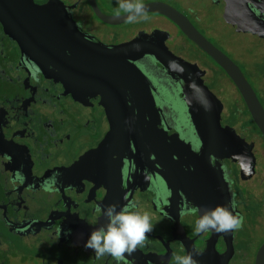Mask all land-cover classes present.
Listing matches in <instances>:
<instances>
[{
	"label": "flooded vegetation",
	"instance_id": "1",
	"mask_svg": "<svg viewBox=\"0 0 264 264\" xmlns=\"http://www.w3.org/2000/svg\"><path fill=\"white\" fill-rule=\"evenodd\" d=\"M150 2L167 4L164 0ZM62 3L76 23H85L89 18L105 26V32L98 34L103 44L114 46L124 41L118 28L122 25L112 27L99 22L89 6L82 11L83 0ZM174 9L231 59L215 45V32L210 23L203 22V15L194 17L183 9ZM172 26L174 32L167 30L163 43L174 57L193 66L203 87L211 93L219 83L221 69ZM88 29L91 30L89 26ZM154 30L157 29L142 33L149 35ZM140 33L132 31L127 41ZM149 41L145 36L142 44ZM39 57L33 48L11 39L0 23V264H116L109 256L97 260L93 251L84 246L91 230L105 223L96 211L105 204L131 206L134 212L147 213L153 225V231L146 234L145 246L131 256L125 254L120 264H176V256L189 253L196 264L255 263L264 243V188L259 183L261 179L254 180V192L258 194L241 184L240 155L249 145L253 150L258 148L264 159V137L256 132L240 99L232 113H219V164L225 184L219 179L210 181L223 186L215 192L203 190L200 196L198 191L194 206L184 190L171 185V181L168 187L159 179L157 172L164 167L165 172L170 166L157 163L153 155H141L139 147L111 118L108 108L100 105L101 95L89 90L80 79L69 84L67 74L58 77L45 71ZM235 65L255 94H264L260 65L254 60L243 69ZM137 66L149 81L158 113L168 114L179 135L197 147L199 140L193 133L185 102L179 97V87L148 58L138 61ZM173 69L187 92L195 94L197 90L191 91L192 83L185 70ZM189 70L192 74L193 69ZM261 97L264 105V96ZM195 110L199 113V104ZM229 201L236 205L234 214L243 217V226L229 235L212 231L197 234L201 210L215 209Z\"/></svg>",
	"mask_w": 264,
	"mask_h": 264
},
{
	"label": "water",
	"instance_id": "2",
	"mask_svg": "<svg viewBox=\"0 0 264 264\" xmlns=\"http://www.w3.org/2000/svg\"><path fill=\"white\" fill-rule=\"evenodd\" d=\"M86 1L99 22L112 27L127 23L125 14L104 15L95 0ZM62 2L63 0H45L43 3L0 0V23L11 39L40 53L39 60L45 71L50 70V74L58 77L67 74L69 84L80 79L89 90L101 95L103 99L100 105L108 108L111 118L119 124L125 137L129 136L134 145L139 147L141 155H153L157 163L161 161L170 166L165 172V167L157 172L166 186L174 183L176 188L184 190L194 206L198 191L200 196L203 190L215 192L216 188L223 186L221 184H225V181L219 164L221 142L217 140L213 104L206 100L208 93L198 77L191 74L188 67L180 64L179 58L165 57L160 52L161 42L166 34L156 35L159 41L151 36L147 42L151 44L149 49H141L144 45L138 44L139 35L127 43L109 46L99 42L91 34L82 32ZM220 2L226 5L227 16L224 17L230 18V22L237 27L236 31L264 37V0ZM144 5L147 14L157 15L171 22L225 73L240 95L254 125L264 137V109L238 66L170 5L162 2ZM79 10L77 7V11ZM143 58H148L179 87V97L185 102L193 133L199 140L197 147L191 140H185L179 135L168 114L158 113L149 81L137 66V62ZM171 65L185 70L192 83L191 91L194 88L197 90L194 91L195 94L187 92ZM197 104L199 113L195 110ZM215 179H219L221 184L210 183ZM254 264H264V243L257 251Z\"/></svg>",
	"mask_w": 264,
	"mask_h": 264
},
{
	"label": "rangeland",
	"instance_id": "3",
	"mask_svg": "<svg viewBox=\"0 0 264 264\" xmlns=\"http://www.w3.org/2000/svg\"><path fill=\"white\" fill-rule=\"evenodd\" d=\"M150 1L152 0H142V3H147V2L149 3ZM164 1H166V3H168L169 5L176 7L177 9L180 10L183 9L187 13L199 12L203 14L202 17L205 18L203 22L206 21L211 25L216 23L215 28L217 35L216 37L213 38L215 41L214 42L215 45L220 49H222L223 51H225L232 60L240 64L242 69H243V65H245L246 63L247 64L250 63L249 54L250 52L252 53L254 49L259 51L260 55L264 57L263 38L257 37L258 35H256L255 33L252 34V33H245L242 31H236L237 27H235V30H233L232 25L234 26L235 24L232 21L230 22L229 17H226L225 19L222 20V15L227 16L226 5L218 6L216 0H164ZM229 7L233 9L231 6ZM148 16L150 17L148 21H142L132 24L125 23L122 26L118 27L122 30L123 39L128 38L130 33L137 29L138 31L141 32L139 34L140 39L138 41V44L141 45L145 36H147L148 38H151V36H153L155 37V40L159 41L158 39H156V35H159L160 33L166 34L167 30L169 31L168 33H170L171 31L174 32V28L172 24L165 18L160 16H153L151 14H148ZM77 24L80 30H83L84 32H88V34L94 36L99 42L102 41L101 37H99L98 34L105 32L103 31L105 29V26L99 23L96 24L93 19H89V18L86 20L85 23L81 24L80 22H78ZM88 26L90 27L91 30L88 29ZM151 29H157V30L152 31L149 35L142 33L143 31L149 32V30ZM161 44L162 45L160 52L163 53L165 57L173 56V54H171V52L168 51L167 46L163 42H161ZM167 45L169 46V44ZM150 46L151 44L147 43L141 49L143 50L149 49ZM178 60L179 63L181 62L180 64H183L184 66L190 69L192 68L193 69L192 74L194 76H197V73H195L192 65L186 63L181 59ZM204 76H207V74ZM217 77L219 78V83L214 86V89L213 91H211V93L207 94L206 100L209 103L213 104L212 109L214 110L215 113V119L217 125V130H216L217 140H220L221 142L222 129L218 123L219 113L220 114L222 113L223 115L226 114V111L227 113L229 112V114L232 113L234 109L233 106L235 105V103H238L239 96L236 93V90L234 89L232 83L229 81V79H227V77H225L223 73H221L220 70H218ZM198 79L201 85H203L200 76L198 77ZM222 98H223V103L221 102ZM217 105L220 107L221 111ZM238 113H241L239 112V109H238ZM238 126L239 125H237V127ZM240 156L242 160V164H241L242 168L240 175L241 184L243 186H246L248 189H251L254 192L255 191L254 180L261 179V182L259 183L264 188V165H263L264 159L260 157V152L258 148H255V150H253V148H251V146L248 145L246 148L242 149V153ZM254 193L258 194V192H254ZM261 237L264 239V231L261 234Z\"/></svg>",
	"mask_w": 264,
	"mask_h": 264
},
{
	"label": "clouds",
	"instance_id": "4",
	"mask_svg": "<svg viewBox=\"0 0 264 264\" xmlns=\"http://www.w3.org/2000/svg\"><path fill=\"white\" fill-rule=\"evenodd\" d=\"M119 11L125 14L124 18L129 24L150 19L142 0H120ZM235 207V203L229 201L227 205L215 209L201 210L200 219L196 221V233L212 231L229 235L240 229L243 226V217L234 214L232 209ZM96 211L101 213L105 223L91 230L84 246L93 251L97 260L109 256L116 264H120L125 254L131 256L139 247H144L148 238L146 234L153 231L149 215L134 212L131 206L105 204ZM175 260L176 264H196L192 253L176 256Z\"/></svg>",
	"mask_w": 264,
	"mask_h": 264
},
{
	"label": "trees",
	"instance_id": "5",
	"mask_svg": "<svg viewBox=\"0 0 264 264\" xmlns=\"http://www.w3.org/2000/svg\"><path fill=\"white\" fill-rule=\"evenodd\" d=\"M84 1V5H82V11H84V7H86V8H88V4H87V1L86 0H83ZM96 1V4H97V7H98V9L101 11V13L103 14V13H113V12H119V13H123L122 11H119V2H117V0H95ZM217 1V0H216ZM78 2H79V0H78ZM148 3V2H147ZM217 3H218V6H221V5H224V4H222L221 2H220V0H218L217 1ZM216 3V4H217ZM143 4H145V3H143ZM168 4V3H167ZM172 7V6H171ZM174 8V7H173ZM89 9V8H88ZM124 14V13H123ZM194 17H199V14L200 15H203V14H201V13H191ZM152 15V14H151ZM153 16H157V15H153ZM94 18V17H93ZM223 19H225V17L222 15V20ZM230 24V23H229ZM215 25H216V23L215 24H213L212 25V30H214V32H215V37H216V28H215ZM232 28H233V30H235V26H233L232 25ZM127 39L128 38H126V39H123L124 41L121 43L120 42V44H123V43H127V42H129V41H127ZM260 48V47H259ZM250 60H254V61H256V63L258 64V66L260 65V68L263 70V74H264V57H262L261 55H260V53H259V51H257L256 49H254V51L251 53L250 52ZM232 60V59H231ZM233 62H235L234 60H232ZM211 63L213 64V65H215L212 61H211ZM236 64V63H235ZM262 65V66H261ZM221 71V73H223L222 72V70H220ZM262 73H258L259 75L260 74H262ZM224 74V73H223ZM225 75V74H224ZM226 77V76H225ZM228 79V78H227ZM247 80V79H246ZM230 81V80H229ZM250 84V83H249ZM234 87V86H233ZM236 90V89H235ZM236 93L238 94V92H237V90H236ZM96 95H98V94H96ZM264 96V94H256V96H257V98H258V100H259V102L262 104V106H263V108H264V105H263V103L261 102V100H262V97L261 96ZM238 96H239V99L241 100V103L243 104V106H244V103H243V101H242V99H241V97H240V95L238 94ZM244 109H245V112H246V114L249 116V114H248V112H247V110H246V108H245V106H244ZM251 123H252V121H251ZM252 125H253V123H252ZM254 126V128H255V130H256V132L257 133H259V131H258V129L255 127V125H253ZM260 134V133H259Z\"/></svg>",
	"mask_w": 264,
	"mask_h": 264
}]
</instances>
